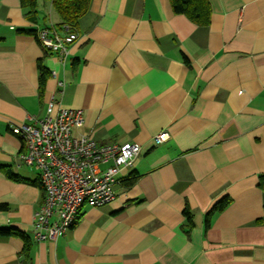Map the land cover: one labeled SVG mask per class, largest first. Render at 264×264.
Listing matches in <instances>:
<instances>
[{
	"label": "crops",
	"instance_id": "1",
	"mask_svg": "<svg viewBox=\"0 0 264 264\" xmlns=\"http://www.w3.org/2000/svg\"><path fill=\"white\" fill-rule=\"evenodd\" d=\"M209 1L202 26L171 0H91L63 66L28 32L59 22L52 5L38 0L32 19L0 0V228L25 234L0 236V264H264V0ZM52 98L83 109L75 133L142 150L114 201L85 204L65 235L39 241L40 171L11 126L43 118Z\"/></svg>",
	"mask_w": 264,
	"mask_h": 264
},
{
	"label": "built area",
	"instance_id": "2",
	"mask_svg": "<svg viewBox=\"0 0 264 264\" xmlns=\"http://www.w3.org/2000/svg\"><path fill=\"white\" fill-rule=\"evenodd\" d=\"M37 40L46 52L55 53L65 66L72 45L79 39L77 29L55 22L37 26ZM60 87L65 81H59ZM32 123H12V132L23 142L21 160L40 171L45 190L43 204L34 215L33 230L39 241L65 235L79 220L85 204L99 207L117 198L116 185L123 168L132 166L142 147L135 142L100 144L85 133L84 111L52 98L46 115ZM167 132L155 136L161 143Z\"/></svg>",
	"mask_w": 264,
	"mask_h": 264
},
{
	"label": "trees",
	"instance_id": "3",
	"mask_svg": "<svg viewBox=\"0 0 264 264\" xmlns=\"http://www.w3.org/2000/svg\"><path fill=\"white\" fill-rule=\"evenodd\" d=\"M43 1L46 3H50L55 13L59 17V22L55 23L57 27H61L62 24H69L71 25V27L75 29H77L80 18L87 12L91 2V0H43ZM21 4L23 8L27 10V14H29L30 17H32V19L35 18L34 16L37 15L39 11L38 0H21ZM171 4L176 13L186 15L196 24L202 26L210 24L212 10L209 0H171ZM28 32L37 34V28L28 30ZM40 70H41L40 93L42 94L45 90L46 81L51 73L48 72L44 66H41ZM10 177L15 178L13 174H10ZM126 181H128V184H133L135 182V179H128ZM34 183L39 184L42 187V189H44L41 179L39 183L37 181H34ZM258 186L264 192V174H261L259 176ZM44 194H45V190H44ZM230 203H231L230 197H225L213 205L210 211L206 214V218H205L206 228L209 227L212 217L218 212L225 210ZM0 208H7V204L1 203ZM184 213L188 222L187 227L190 230V228L192 227V215L189 212L188 208H185ZM258 223H264V216L258 219ZM12 235H19L25 237V234L16 228H0V236L9 237Z\"/></svg>",
	"mask_w": 264,
	"mask_h": 264
},
{
	"label": "rangeland",
	"instance_id": "4",
	"mask_svg": "<svg viewBox=\"0 0 264 264\" xmlns=\"http://www.w3.org/2000/svg\"><path fill=\"white\" fill-rule=\"evenodd\" d=\"M54 15H56L55 17L57 18V14L56 13H54ZM33 170L35 171V169L33 168Z\"/></svg>",
	"mask_w": 264,
	"mask_h": 264
}]
</instances>
